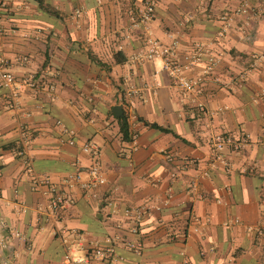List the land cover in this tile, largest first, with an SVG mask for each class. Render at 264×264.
Wrapping results in <instances>:
<instances>
[{"label":"crops","instance_id":"crops-1","mask_svg":"<svg viewBox=\"0 0 264 264\" xmlns=\"http://www.w3.org/2000/svg\"><path fill=\"white\" fill-rule=\"evenodd\" d=\"M144 1L44 0L45 11L33 0H0V65L36 84L21 87L17 108L0 85L2 264H67L59 226L82 231L87 244L114 239V251L93 264H264L257 233L264 225V0L158 1L151 35L177 39L181 60L196 44L217 60L194 92L181 89L160 60L141 57L147 31L132 18ZM115 53L125 60L116 62ZM118 104L133 116L131 141L121 139ZM223 134L244 143L216 153L212 140ZM23 136L35 172L53 183L78 172L88 180L93 159L82 146L95 142L106 182L96 196L76 187L73 204L51 221L18 154ZM172 161L181 166L171 183ZM193 178L196 196L188 189ZM141 205L148 211L134 234L123 211Z\"/></svg>","mask_w":264,"mask_h":264},{"label":"built area","instance_id":"built-area-1","mask_svg":"<svg viewBox=\"0 0 264 264\" xmlns=\"http://www.w3.org/2000/svg\"><path fill=\"white\" fill-rule=\"evenodd\" d=\"M159 0H145L143 7L138 14V18H132L133 25L136 27L142 24L146 29L145 48L141 51V57L147 61L160 60L162 71L166 72L181 89L185 92L199 91L200 85L203 81V76L213 70L217 60L212 55H208L206 49L201 44L194 45L190 52L183 55V58L177 55V39H172L170 43L166 44L155 38L149 32V23L155 15V6ZM246 6V5H245ZM243 6L241 10L245 12L247 8ZM5 8L4 4H0V13ZM132 15V11H131ZM221 19L225 20V16ZM29 61L28 56H23L18 59V62L25 64ZM204 62V64H203ZM203 64L201 72L194 76H187L186 73L190 71L195 65ZM0 85L9 90L12 108H17V98L22 86L34 88L35 82L31 79H26L19 82L15 79L14 74L1 67L0 65ZM133 91L130 92V94ZM135 92V91H134ZM127 117L133 119L129 111L126 113ZM57 124L62 126L63 131L71 132L64 127L59 121ZM25 133V131H23ZM26 134V133H25ZM27 136V135H26ZM22 138V148L18 154L21 157L24 172L30 176L32 189L38 192L44 203V213L53 222H57L59 214L67 210L73 204L72 191L78 187L85 193L96 196L94 189L106 182L104 172L98 161L99 146L92 141L83 144L82 151L91 155L93 161L87 169L89 179L83 180L80 173L69 174L64 177L61 183H53L48 176L38 175L32 165L31 156L27 152L26 140L27 137ZM134 136V135H133ZM73 139L69 140V144H73ZM243 139H235L230 134L219 135L212 140L213 150L220 153L226 146L232 150H239L243 145ZM173 166L169 170V180L172 183L178 177L181 164H176L172 161ZM183 165V163H182ZM189 192L196 196L198 194V180L193 178L188 184ZM167 195H171V186L166 189ZM220 202V201H218ZM111 204V203H109ZM147 206L141 205L136 207H127L123 211L125 218L129 219L133 225L130 229L132 233L138 232V223L145 213H147ZM117 208L111 204V213L115 214ZM239 219H234V223H238ZM194 230H197L195 227ZM55 235L60 239L63 245L62 261L67 264H93L96 261H103L114 251L113 238L108 236L103 243H89L82 231L67 226H59L54 231ZM257 233L264 236V225L257 229ZM19 236V233H15ZM127 246L134 249H140L141 243L127 242ZM6 242L4 237L0 236V250L5 249ZM81 251V253H78ZM0 264H2L0 260Z\"/></svg>","mask_w":264,"mask_h":264},{"label":"trees","instance_id":"trees-1","mask_svg":"<svg viewBox=\"0 0 264 264\" xmlns=\"http://www.w3.org/2000/svg\"><path fill=\"white\" fill-rule=\"evenodd\" d=\"M34 2H36L38 4V7L42 10L45 11H50V9L47 6H44V0H33ZM118 53H115V61L116 62H121L124 61L125 58H117ZM97 62V59H96ZM100 62V61H98ZM139 120L143 121V124L148 126V127H152V128H156L159 131H164V132H171V130L167 127H163L161 125H158L155 122H149L147 120H143L142 118L138 117ZM137 119V120H138ZM118 122H119V131L121 133V139L123 141H131L133 139V134L130 132L129 127H128V121H127V115L125 113H123V115L121 117L117 118ZM182 228H184V231H186V221L184 223V225L182 226Z\"/></svg>","mask_w":264,"mask_h":264},{"label":"water","instance_id":"water-1","mask_svg":"<svg viewBox=\"0 0 264 264\" xmlns=\"http://www.w3.org/2000/svg\"><path fill=\"white\" fill-rule=\"evenodd\" d=\"M112 111L116 116L121 117L123 115V105L118 104V105L113 106Z\"/></svg>","mask_w":264,"mask_h":264}]
</instances>
